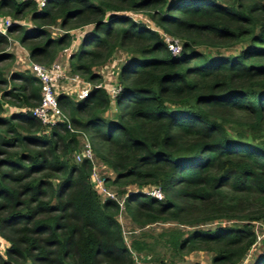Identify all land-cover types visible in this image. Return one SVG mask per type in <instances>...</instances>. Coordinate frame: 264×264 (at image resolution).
I'll use <instances>...</instances> for the list:
<instances>
[{"label": "trees", "instance_id": "obj_1", "mask_svg": "<svg viewBox=\"0 0 264 264\" xmlns=\"http://www.w3.org/2000/svg\"><path fill=\"white\" fill-rule=\"evenodd\" d=\"M142 11L149 25L131 15ZM0 15L11 21L0 63L14 58L10 33L50 64L81 28L69 68L90 83L80 99L59 93L67 120L46 126L31 113L40 81L0 65V264H132L120 205L100 200L89 160L70 159L79 133L114 184L160 191H125L133 222L175 224L163 244L176 253L238 264L264 222V0H0ZM54 24L56 38L44 28ZM161 32L180 40L178 54ZM116 50L130 56L111 97L93 68ZM250 264H264V249Z\"/></svg>", "mask_w": 264, "mask_h": 264}, {"label": "rangeland", "instance_id": "obj_2", "mask_svg": "<svg viewBox=\"0 0 264 264\" xmlns=\"http://www.w3.org/2000/svg\"><path fill=\"white\" fill-rule=\"evenodd\" d=\"M131 15L135 20L149 25L148 17L145 15L144 11L133 13ZM2 17L4 16L0 15V18ZM28 19L29 18L24 17L20 21L26 27H30L32 26V24ZM44 28L49 31L50 37L52 38H56L59 35L63 34V30L56 24L47 25L44 26ZM85 28L86 27H84L83 29ZM80 30L81 28L72 29L70 31V33H72L73 35L71 45L57 54L56 59L52 63L43 64L47 66L57 65L58 67H63L66 70L67 76H74L76 78L75 81L72 79L67 81L63 80L60 84L61 86L63 85L65 89L67 88V93L73 100L80 99V90H83L87 87L86 84H83V81L85 79L77 74H73L72 72H70L69 68L70 55L77 50L79 40H81L83 34ZM17 33L18 32L9 34L8 45L5 48V51L10 52L14 56L13 60L0 63V65H2V75L4 77H8L12 71L29 72L28 67L31 61L29 59L28 50L25 48V46L21 45L18 42L16 37ZM201 50H204L206 54H212L214 53V51H216L215 49ZM234 51L235 49L231 48L228 50H224L223 53H233ZM129 56L130 55H128L127 52L123 50H116L112 57L104 64L99 67L93 68L94 72H97L101 75L102 78L100 85L105 90L106 88H114L115 90H117V75L120 71L121 66ZM4 107L6 110L4 115H8L9 109H13L7 104ZM113 112L115 111L112 110L108 114L111 115L113 114ZM83 134L84 133L78 134L79 144L70 155V159L72 162L79 161L77 159V155H80V153L82 152V149L84 148V141L86 139ZM90 162L91 173L94 171L100 178V183H95L94 181H92L93 188L97 191L100 200L103 201L106 199H112L120 205V209L116 218L121 224L124 242L131 252L132 264H138V261L146 262L148 264H211V255L209 252L194 251L178 254L169 246L163 244V234L165 233V231L169 229H178L179 227L177 225L171 223L155 222L140 226L129 218L127 213L124 211V198L126 195L125 191L127 192L141 190L152 195V191H158L155 187H141L136 185L122 186L119 184H114L112 181L115 177V174L107 164V162L96 157L94 152L92 161ZM182 229L185 231L188 230L187 227H184ZM253 229L256 233L255 245L249 250V252L238 264L252 263L256 255L264 249V222H254ZM134 241H137L141 244V250L135 249L131 245V243H133ZM1 243L2 242H0V246Z\"/></svg>", "mask_w": 264, "mask_h": 264}, {"label": "built area", "instance_id": "obj_3", "mask_svg": "<svg viewBox=\"0 0 264 264\" xmlns=\"http://www.w3.org/2000/svg\"><path fill=\"white\" fill-rule=\"evenodd\" d=\"M39 5L44 4V0H37ZM10 18L2 17L0 18V33H6L8 26L10 25ZM161 35L167 45V48L173 53L178 54L181 50V42L177 37L169 36L163 32ZM29 72L36 77L41 83V100L40 103L31 108V113L37 117L42 124L46 126H53L58 122L67 120V117L64 115L60 106L58 105L57 95L59 93H67V88L61 84L63 80H76L74 76H67L66 70L63 67H58L57 65H43L37 62H30L28 67ZM83 84H86L87 87L83 90H80L79 98L85 97L90 88V83L86 80L83 81ZM108 94L113 97L116 91L114 88H106ZM93 151L89 142L85 139L84 148L80 155H77V159L80 161L82 159H87L92 161ZM91 181L95 183H100V178L93 171L91 173ZM157 199H161L162 195L160 191H152ZM138 264H148L146 262L138 261Z\"/></svg>", "mask_w": 264, "mask_h": 264}]
</instances>
